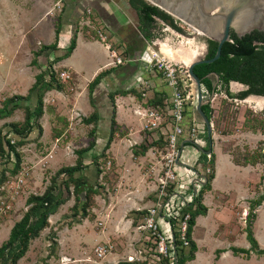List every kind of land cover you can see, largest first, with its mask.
I'll return each mask as SVG.
<instances>
[{
  "label": "crops",
  "instance_id": "obj_1",
  "mask_svg": "<svg viewBox=\"0 0 264 264\" xmlns=\"http://www.w3.org/2000/svg\"><path fill=\"white\" fill-rule=\"evenodd\" d=\"M155 20L150 30L143 25L138 1L132 4L130 0H0V63H10L8 78L11 77L12 90L9 95L27 96L37 75L45 72L56 58L62 57L53 63V68L59 73L62 88H53L44 93V114L40 119L43 133L39 144L29 142L22 147L24 157L21 168L27 171L22 190L25 212L28 209V196L44 194L54 180L56 186L51 192L53 201L62 196L66 176L58 175L60 169L75 165L78 151L88 148L91 142H94V146L83 153L84 167L75 176H81L87 180L88 185H93L100 177L94 159L105 152L108 160L113 162L117 174L115 177L119 182L118 187L110 191L109 202H105L104 206L97 203L93 208L96 214L94 221L89 218L79 219L80 216L70 213L76 203L74 194L50 215L49 226L32 240L29 250L35 241L42 239L45 229H48V234L53 231V239L57 242L55 252L59 257L57 264H118L131 256L143 259L150 257L151 260L155 258L148 251L146 233L140 228L142 222L138 216L139 211L146 210L154 200L156 179L151 167L155 164L156 155L153 146L144 154L134 155L135 148L147 145L152 139L143 130L144 121L137 110L151 106L153 99H161V95L170 93L160 78L153 77L155 90L145 97L140 93L142 81L151 79L146 70L149 50L165 53L166 48L180 47L179 42L173 46L170 38L165 36L162 22L169 23L159 17H155ZM97 29L110 35L112 45L126 58L123 64H112L111 51L107 43L98 37ZM74 41L75 48L68 54ZM43 45H54V48L45 49L37 57V64H33L34 52L39 51ZM63 71L71 73V78L66 82L60 78ZM97 77L98 83L91 89L90 85ZM46 79L50 80V76L47 75ZM37 94L38 88L29 100L18 102L34 107ZM113 117L117 131L105 151L111 137ZM11 118L12 121H23L24 109H16ZM36 135L37 130H34L28 139ZM199 137L205 145V139ZM214 138L215 135L212 147L215 154V178L211 189L203 197L207 213L197 217L196 224L202 220L208 225L215 207V224H222L233 211L231 205L226 206L221 202V198H226V195L214 185L217 175L215 148H219ZM224 153L233 161L231 152ZM189 155L182 160L194 164L196 156L190 152ZM234 171L237 173V168ZM234 182L237 187V174ZM232 196L237 203V189L232 192ZM234 213L237 216V211L234 210ZM134 219H137V225L133 224ZM15 222L11 221V228ZM219 227L223 234L220 237H227L222 225ZM194 228L192 236L198 250L196 258L187 264L194 263L200 255ZM209 231L214 241L217 238L216 232H212L211 228ZM234 232L236 236L237 229ZM47 236L51 243V236ZM109 242L113 245L112 250L106 257L98 258L95 247ZM212 246L206 247V256ZM234 246L232 244L224 249L221 245L218 251L223 254L219 261L230 256Z\"/></svg>",
  "mask_w": 264,
  "mask_h": 264
},
{
  "label": "trees",
  "instance_id": "obj_2",
  "mask_svg": "<svg viewBox=\"0 0 264 264\" xmlns=\"http://www.w3.org/2000/svg\"><path fill=\"white\" fill-rule=\"evenodd\" d=\"M134 1H138V10L140 12L141 22L149 30L154 27V23L156 21L155 17H159L163 20L170 18L167 13L148 3L146 0H130L132 4H134ZM231 38V41L225 42L223 44L221 55L217 60L212 63L197 64L194 67V72L198 75L202 81V84L208 89L209 92H212L213 85L216 81L215 74H218L220 78V83L218 85L223 89L221 91H224L225 94L230 98L242 100L251 95L264 96V32L253 31L252 33L243 37H238L234 32H232ZM207 42L208 52L206 58H212L216 54L218 42L210 39H207ZM75 44L76 42L74 41L68 51V54L71 53L75 48ZM48 48H54V45H43L39 51L34 52L35 58L33 59L32 63L37 64V57ZM61 58L62 57L56 58L55 61L50 63V66L45 72H41L37 75L36 82L27 96L14 95L7 97L4 100V105L0 108V119L11 116L18 108L24 109L23 121H12L5 123V128H8L6 132H4V128H0V196L5 195V192L1 190L3 183L10 178L16 177V175H18L21 170V164L24 157L22 147L29 142L38 143L42 136L43 129L40 119L44 114V93L53 88H62V83L60 82L58 75L59 73L53 68V63L57 62ZM47 75L50 76V80L46 79ZM98 78L99 77H97L91 83V89L96 83H98ZM232 81L240 82L247 86V88L238 93H233L230 90ZM37 88V101L34 107H32L30 104L22 105L18 102L20 100H29L32 96V93L37 90ZM220 88H216V91L220 90ZM161 102L162 99L156 98L151 101V105H157ZM203 110L212 120L214 115L211 103L204 104ZM191 113L192 112L190 111L188 116H190ZM244 127L248 130H251L253 133H261L264 135V109L259 113H255L251 110L246 118V121L244 122ZM34 130H37V135L32 139H28L29 135ZM116 131L117 123L115 117H113L111 137L107 142L105 151L110 147V144L116 135ZM206 134L207 133H205V135ZM9 135L15 139L14 142L12 141V138L9 137ZM206 137L204 139L209 143L210 139L209 137ZM156 144L159 143L150 141L147 145H140V147L134 149V155L137 156L144 154L150 146ZM92 146H94V142H91L88 148L78 151L79 156L75 165L62 167L60 169L58 175L66 176L63 181V192L60 198L53 201V198L51 197V192L56 186L55 180L53 185L49 187L44 194H31L28 196L26 200L28 209L23 214L22 218L14 223L10 230L9 237L0 245V264H17L18 261L27 254L32 240L39 237L41 231L49 226L50 215L56 211L58 206L66 203L70 199L72 192L76 197V203L72 207L73 215L80 216L79 219L89 218L94 220L96 218L93 208L96 206L95 196L99 194L98 186L101 185H98V182L96 186L88 185L86 179L81 176H75V173L84 167L82 156L83 153L89 150ZM12 153H14L15 161H12ZM231 154L233 161L238 166L247 167L264 164V143L260 151H246L243 153L239 149H236L235 151H232ZM203 155L204 153L202 156ZM100 159H107L105 152L102 153L101 157L94 159V161L97 162L99 168L98 176H100L103 172L102 165H100ZM213 165L215 167L214 162ZM214 178L215 171H213V173L210 175L207 183L203 185L202 190L197 198L196 209H193L192 206L185 208V210L190 212L192 215L188 233L190 245L188 247H184L180 241H176V260L174 256H169L161 258L160 260H155V262L152 263L151 258L147 257V259L142 261L123 260L118 262V264H173V260L176 261L175 264H187L189 261L194 260L196 258L198 247L192 236L193 228L196 224L197 217L207 213L208 208L203 203V197L205 192L211 189V184ZM261 178V183H263L264 174L261 176ZM263 202L264 191L256 199L251 200L247 217L248 225L246 227L247 239L250 242L251 247L244 248L234 246L231 248L234 255L245 254L247 257H250L251 252H255L258 256L264 255V247L260 246L252 230L253 222L257 216L255 210ZM145 214L146 210L139 211L138 219H140V222L143 221ZM133 224H138L137 219H134ZM51 240L53 246L52 252H54L57 242L53 238ZM11 250H13V252L11 255H9V251ZM218 253H220V251H218Z\"/></svg>",
  "mask_w": 264,
  "mask_h": 264
},
{
  "label": "built area",
  "instance_id": "obj_3",
  "mask_svg": "<svg viewBox=\"0 0 264 264\" xmlns=\"http://www.w3.org/2000/svg\"><path fill=\"white\" fill-rule=\"evenodd\" d=\"M162 25L163 31H171L182 37L184 40L181 42L185 47L190 48L192 41L197 37H204L199 31L177 19L169 24L162 22ZM96 32L98 37L107 43L113 57L112 64H123L126 58L117 47L112 45L110 35L102 29H97ZM173 49L176 51L178 48ZM190 65L191 63L172 59L166 53L151 49L146 63V70L151 79L143 80L140 85V93L143 97L156 88L152 77L160 78L170 89L169 94L161 95L160 104L137 110L144 121L143 130L151 136V142L159 143L153 145L156 161L151 167L156 179V188L153 191L154 200L152 205L146 209L140 225L146 233L148 251L155 257L152 263L169 256H174L176 260L177 240L184 247L190 245L188 233L192 215L185 208L192 206L196 209L197 198L202 187L215 171L213 150L204 152L200 149V147L206 149V146L203 145L198 134V123L203 121L196 111L197 86L190 74ZM60 78L66 82L71 78V73L63 71L60 73ZM217 88L220 86L218 85ZM202 90L204 98L210 97L211 101L219 95L218 90L211 97V93L204 85H202ZM190 111L192 113L188 116ZM9 137L12 138L11 135ZM12 141L14 142L15 139L12 138ZM184 142V147L181 149ZM187 144H190V149L195 152H193L196 156L194 164H188L182 160V153ZM11 157L12 161H15L14 153ZM110 164L111 162L108 161L107 165ZM24 176H27V171L21 168L16 177L3 183L1 190L6 196L14 193L12 194L14 197L15 194H19L24 186ZM20 187H22L21 190ZM6 208L9 209L10 206L7 205ZM2 211L6 213L3 208H0V214ZM112 248L113 245L110 242L98 244L95 247V253L98 258H104ZM128 260L142 261L144 259L140 256H131Z\"/></svg>",
  "mask_w": 264,
  "mask_h": 264
},
{
  "label": "rangeland",
  "instance_id": "obj_4",
  "mask_svg": "<svg viewBox=\"0 0 264 264\" xmlns=\"http://www.w3.org/2000/svg\"><path fill=\"white\" fill-rule=\"evenodd\" d=\"M165 36L170 38L172 45L174 43L177 45L178 42L181 43V41L184 40L182 37H179L171 31H166ZM204 39L205 37H197L196 40L192 41L190 48L188 46L185 47L186 50L192 48L193 51L198 52V56L200 55L199 52L201 53L200 56H203V54L206 52V43ZM173 48L178 47L175 46ZM9 64L10 63L8 61H4L3 64L0 63V108L4 105V100L7 97L14 96L13 94L9 95L10 91L12 90L11 77L8 78L10 74ZM244 89L245 87L243 86L238 85L235 87L234 84L231 83L230 90L233 93H238ZM221 90L223 89L220 88L219 95L216 97V99L210 102L213 107L214 115L211 120L214 129L213 135H215L214 142H217L219 146V148H215L217 155V175L214 185H217L216 187L218 188V191H222L226 195V198H221V202L226 206L231 205V207H233V211H231L228 215L230 218L224 222L221 221L222 224H215L213 221L214 211H216L215 207L212 211L211 219L207 223L208 225H205V222L202 220L196 224L194 228V236L199 243L200 255L199 258L191 264H264V255L258 256L255 252H251L250 257H247L245 254L235 256L231 252L230 256L228 255L227 258L219 261L223 254L218 253V249H220L221 245L224 246V249L229 248L232 244L237 247H251V244L247 239L246 232L250 202L251 200L256 199L264 191V182L262 181L263 183H261V176L264 174V164H259L255 167L236 166L229 155L224 153H229L235 151L236 149H239L243 153L246 151L261 150L264 143V135L261 133H253L251 130L246 129L244 127V122L246 121V118L251 110L255 113H259L264 109V106L261 107L255 99L251 98L253 95L247 97L246 99L235 100V98L233 99L225 96V92ZM220 92H223L224 95L220 94ZM9 121H12L11 116L10 118L8 117L5 119H0V128H4V132H6L8 129L5 128V123H9ZM197 128L198 134L201 135L202 138H205L206 135V138L209 137L208 134L205 135L207 130L203 122H199ZM209 143L207 140H205L204 146H206V149L209 148ZM190 147V144L186 145L182 153L183 159H186L188 156L190 157L189 150L190 153L193 154L194 151L193 149H190ZM108 161V157L107 159L101 160L100 165H102L103 172L101 173L98 180L93 184L96 186L98 182V185H101L98 186L99 194L95 196L96 205L97 203H100L101 206H104L105 202H109L111 194L110 191H113L115 187H118L119 182L115 177L117 174L114 172L113 162L108 166ZM234 167L237 168V173H235ZM236 174L237 187L236 182H234ZM21 189L22 187H20V190ZM236 189L237 203L232 196V192ZM22 190H24V188ZM22 190L19 194H15L14 197H12V194L14 193L8 194L7 196H0V208H3L6 211V213H3L2 211L0 214V245L9 237L11 221L13 222L18 221V219L20 220L25 213V199ZM3 202H5V204H2ZM7 205L10 206L9 209L6 208ZM234 210L237 211V216H235ZM71 212L72 208L70 210V213ZM255 212L257 216L252 226L253 234L260 246L264 247V202L262 205L258 206ZM15 215H18V217L15 218ZM220 225H222V228H224L223 232L227 237H220V234H222V229L219 227ZM209 227L211 228L212 232H216L217 238L214 240L215 242L209 236V233L211 234ZM235 229H237L236 236L234 232ZM46 231H48V229H45L44 231L45 237L42 236L41 240L37 242L35 241L32 249L29 250L27 254L18 261L17 264H57L59 257L55 251L52 252V241L49 243L47 236L50 235L53 238V236L55 237V233L51 231L48 234ZM213 242L214 244L212 246ZM208 246H212V248L209 250V253L206 256L205 251L206 247ZM90 251L92 250H89V252ZM12 252L13 250L9 251V255H11Z\"/></svg>",
  "mask_w": 264,
  "mask_h": 264
},
{
  "label": "water",
  "instance_id": "obj_5",
  "mask_svg": "<svg viewBox=\"0 0 264 264\" xmlns=\"http://www.w3.org/2000/svg\"><path fill=\"white\" fill-rule=\"evenodd\" d=\"M174 19L181 21L189 27L199 31L206 39L218 42L216 54L212 58L206 55L192 61L189 71L196 82L198 101L196 111L205 124L210 139L209 149L213 147V125L211 119L203 110V105L211 102V98H204L202 81L194 72V67L200 63H212L217 60L222 51L223 44L231 41L232 32L243 37L253 31L264 32V0H146ZM172 23V20H169ZM213 85L211 97L214 96L219 84V75ZM237 82V81H233ZM247 88L244 84L237 82ZM185 142L181 145L184 147Z\"/></svg>",
  "mask_w": 264,
  "mask_h": 264
},
{
  "label": "bare ground",
  "instance_id": "obj_6",
  "mask_svg": "<svg viewBox=\"0 0 264 264\" xmlns=\"http://www.w3.org/2000/svg\"><path fill=\"white\" fill-rule=\"evenodd\" d=\"M164 52L172 59H178V60H182L188 63H192V61H194L195 58L198 56L197 51H193L192 49L186 50L182 42L180 43V47H178L176 51L171 47L169 49L166 48ZM232 84H234L235 87L239 85L237 84V82H232ZM251 98L255 99L261 107L264 106V96H254L253 95V97Z\"/></svg>",
  "mask_w": 264,
  "mask_h": 264
},
{
  "label": "flooded vegetation",
  "instance_id": "obj_7",
  "mask_svg": "<svg viewBox=\"0 0 264 264\" xmlns=\"http://www.w3.org/2000/svg\"><path fill=\"white\" fill-rule=\"evenodd\" d=\"M169 20H172V22L174 21V18H172L171 16H170V18L169 19H167L166 21L169 23ZM205 40V43H206V52H205V55H207V52H208V42H207V39L205 38L204 39ZM211 76V75H210ZM216 82V81H215ZM219 83H220V80H219ZM211 93V92H210ZM210 97H207V99H209Z\"/></svg>",
  "mask_w": 264,
  "mask_h": 264
}]
</instances>
